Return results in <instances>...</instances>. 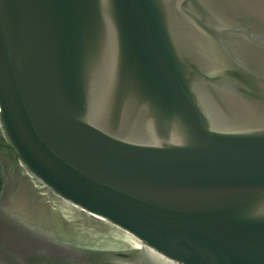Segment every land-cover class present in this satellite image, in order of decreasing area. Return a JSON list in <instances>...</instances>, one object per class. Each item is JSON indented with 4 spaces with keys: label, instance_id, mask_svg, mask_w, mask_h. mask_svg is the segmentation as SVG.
Listing matches in <instances>:
<instances>
[{
    "label": "water",
    "instance_id": "water-1",
    "mask_svg": "<svg viewBox=\"0 0 264 264\" xmlns=\"http://www.w3.org/2000/svg\"><path fill=\"white\" fill-rule=\"evenodd\" d=\"M0 264H264V0H0Z\"/></svg>",
    "mask_w": 264,
    "mask_h": 264
},
{
    "label": "flooded vegetation",
    "instance_id": "flooded-vegetation-1",
    "mask_svg": "<svg viewBox=\"0 0 264 264\" xmlns=\"http://www.w3.org/2000/svg\"><path fill=\"white\" fill-rule=\"evenodd\" d=\"M6 182L5 180L2 178V176L0 175V197L3 194L4 191V186H5Z\"/></svg>",
    "mask_w": 264,
    "mask_h": 264
}]
</instances>
